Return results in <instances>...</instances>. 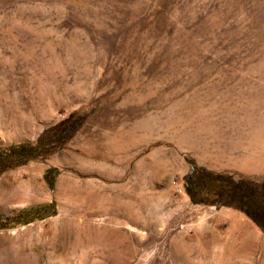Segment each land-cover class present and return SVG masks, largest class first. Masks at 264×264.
Instances as JSON below:
<instances>
[{"label":"rangeland","instance_id":"obj_1","mask_svg":"<svg viewBox=\"0 0 264 264\" xmlns=\"http://www.w3.org/2000/svg\"><path fill=\"white\" fill-rule=\"evenodd\" d=\"M71 113L83 119L63 145L0 174V264H80L84 236L69 222L87 217L64 207L65 177L96 198L98 264H241L210 241L234 215L262 237L249 264L264 262V231L236 207L193 202L183 180L193 166L264 179V0H0V145ZM17 189L30 200L12 201ZM116 196L142 218L112 236ZM49 202L53 213L19 222Z\"/></svg>","mask_w":264,"mask_h":264},{"label":"trees","instance_id":"obj_2","mask_svg":"<svg viewBox=\"0 0 264 264\" xmlns=\"http://www.w3.org/2000/svg\"><path fill=\"white\" fill-rule=\"evenodd\" d=\"M77 113H71L65 119L45 127L34 141H25L0 145V174L14 169L29 160L43 158L57 150L77 129L82 121ZM56 167H48L43 178L53 186ZM185 191L195 203L222 204L243 211L264 231V179L255 181L250 178H235L227 172H215L204 167L193 166L183 177ZM55 211L54 202L22 208L18 216L27 223L34 218L42 219ZM6 216L0 215V228Z\"/></svg>","mask_w":264,"mask_h":264},{"label":"bare ground","instance_id":"obj_3","mask_svg":"<svg viewBox=\"0 0 264 264\" xmlns=\"http://www.w3.org/2000/svg\"><path fill=\"white\" fill-rule=\"evenodd\" d=\"M251 158L249 161H252ZM70 164V163H69ZM234 165L243 168L246 170L253 169V166L246 165V159L241 157L236 159ZM64 182L67 181L66 188H59V194H62L63 197L68 200L64 207L72 208V205L75 204L76 207L72 208L75 212H77V216L81 215L83 218L84 216L87 219H84L83 222L73 221L70 220L69 224L72 226L77 227V231L80 235L84 236V239L80 241V245L84 247L86 250L82 255H80V264H98L96 257L99 254L104 253V244L103 241L97 238H91L89 235L93 234V232L97 231V229L92 225V218L95 214V211H92L93 207V193L86 192L82 187H78V183L69 177L63 178ZM62 180V181H63ZM35 179L26 184L25 187L31 191ZM63 182V183H64ZM27 183V182H26ZM65 191L63 192V190ZM30 193V192H29ZM30 195V194H29ZM33 197V196H32ZM29 197L22 194L18 189L17 193H14V196L11 198L12 201H26L30 200ZM105 197H102V200ZM96 199V198H94ZM105 201L108 203L106 207V213L110 215L109 223L110 227L104 228L106 232L110 233L112 236H117L120 232V229L126 225L127 222H134L141 224V214L139 211L133 209L128 202H126L125 198L123 197H110L105 198ZM234 228L231 231V234L228 237H221L219 235H214L212 240H210L213 244L224 245L225 243L228 244V250L230 251V256L239 260L241 264H249L252 260V256L256 248L262 247V237L258 231L250 222L245 220L244 218L240 217L239 215H234ZM141 217V218H140ZM120 228V229H118ZM100 233V232H99ZM122 233V232H121ZM119 233V235L121 234ZM111 236V237H112ZM107 238V237H106ZM105 238V239H106ZM104 239V240H105ZM107 241V240H106ZM121 243V242H120ZM119 241L117 239L111 240V248L114 251L119 246ZM109 244V243H108ZM96 247L97 253L95 254L94 251L90 250V247ZM143 243H139L138 246H143ZM93 247V248H94ZM120 247V246H119ZM224 247V246H223ZM92 248V249H93ZM83 249V250H84ZM109 249V248H108ZM104 250V251H103ZM257 250V249H256ZM189 251V250H188ZM132 252V251H131ZM220 253V252H219ZM190 254V253H189ZM132 255V253H130ZM255 255V254H254ZM105 256V255H102ZM49 260L52 261H59V262H67L72 260L68 256L64 255H57L56 253H50L46 256ZM74 257V256H73ZM77 257V256H76ZM203 257V256H202ZM42 258V257H41ZM40 258V259H41ZM221 260H219L220 262ZM210 263V261H209ZM218 263V262H216ZM233 262L232 264H234ZM182 264H195L192 263L189 259L182 260ZM203 264V263H202ZM264 264V262L262 263Z\"/></svg>","mask_w":264,"mask_h":264}]
</instances>
